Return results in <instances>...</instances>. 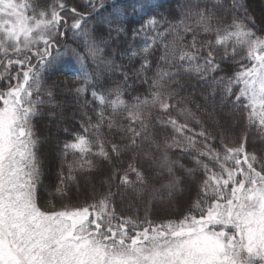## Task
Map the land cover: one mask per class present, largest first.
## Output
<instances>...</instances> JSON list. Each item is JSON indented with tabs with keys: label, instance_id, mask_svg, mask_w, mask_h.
<instances>
[{
	"label": "snow or ice",
	"instance_id": "1",
	"mask_svg": "<svg viewBox=\"0 0 264 264\" xmlns=\"http://www.w3.org/2000/svg\"><path fill=\"white\" fill-rule=\"evenodd\" d=\"M176 2L165 15L151 0H0V264H264V149L247 147L253 128L264 142V14L258 25L246 0ZM134 18L143 23L132 27ZM129 34L142 43L105 56ZM116 55L129 64L117 65ZM66 59L80 66L79 86L67 90L80 97L91 88L99 107L95 122L85 113L83 131L63 145L68 174L60 173L57 207L39 194L33 121L56 106L61 89L51 77ZM101 68L122 83L105 88ZM193 75L196 86H208L213 113L228 107L227 125L209 128L197 115L207 108L190 106L184 78ZM137 86L145 92L125 99ZM241 120V131H231ZM174 150L194 167L173 159ZM70 153L78 158L67 161ZM105 162V190L93 185L90 201L77 193L76 203H64L75 173L102 171ZM153 169L168 176L160 187L146 175ZM193 189L195 199L165 210L174 218H152L155 201L171 204ZM116 197L135 214L118 212ZM136 203L144 204L142 219Z\"/></svg>",
	"mask_w": 264,
	"mask_h": 264
},
{
	"label": "trees",
	"instance_id": "2",
	"mask_svg": "<svg viewBox=\"0 0 264 264\" xmlns=\"http://www.w3.org/2000/svg\"><path fill=\"white\" fill-rule=\"evenodd\" d=\"M70 6H75L83 2V0H68ZM154 4H160L161 7L159 11L164 12L167 15L168 10L178 8L176 0H151ZM248 4L249 12L257 18V24H260V17L264 14V0H246ZM82 10V9H80ZM171 18V17H170ZM176 19H179L178 13L176 14ZM147 19V17H145ZM139 23H143L139 18H134V22L132 23V27H138ZM115 35V34H113ZM143 37L139 38L137 41L133 42L129 37H121L119 41L113 42L106 50L105 56L112 57L113 52H123L124 47L128 44L135 43L136 45H140L142 43ZM67 42L72 44L74 47H78L80 51H84L83 45L76 44L73 42L71 38V33L67 34ZM115 63L117 65L124 64L128 65V59L121 58L120 55L115 56ZM223 63V62H221ZM134 65L136 68H139V61H135ZM59 71L55 73L51 77V80H58L60 84V92L56 97V106L45 105L44 111L42 115L38 116L34 119V128L37 137L39 138L38 145V155L41 162V172H42V186L39 189L40 197L43 200H51L57 207L60 206L61 197L55 194L56 186L60 180V173L63 171L64 175L68 174V169L66 163L62 157L63 145L66 141L72 140V135L70 133H81L82 129V121H85L86 116H91L93 118V122H95V110L99 107L97 102L93 101L91 96L92 89L89 88L88 92L80 97H76L73 92H69L67 89H74L79 86V83L76 81V76L74 73L79 69V65L72 59H66L62 64L57 66ZM230 71L228 74L230 75L232 71L237 70L236 65L232 64L229 66ZM88 69L91 71L94 69V65L91 61L88 62ZM125 71H131V69L125 68ZM101 80L100 83L107 87H113L117 83H122V77L117 72H106L101 68ZM151 72L148 73L151 76ZM225 73L218 72L216 75H223ZM185 83V91L184 95L190 96V99L193 103L190 105L195 108L196 104H200L202 107H206L208 110L207 114L197 113L198 116L205 122V124L209 128H213L215 126V122L218 121L221 125H227L229 123L225 113L229 111L228 107H225L223 112L220 111L217 106L215 113H213V104L211 99L208 100L207 104L205 103L204 97L207 96L209 88L207 85L200 84L197 85L196 77L190 76L184 78ZM51 83V81H49ZM129 84H132V80L128 81ZM191 85V86H190ZM0 87H4V85L0 84ZM146 90V86H137V90L135 92H131V95H126L125 99H131L132 95H136L137 92L144 93ZM98 92H102V89H97ZM131 91V90H130ZM220 97L217 95L216 100L217 104ZM88 102L87 104L85 102ZM241 127L230 129L235 133H239L243 126V121H240ZM64 129H68L66 133ZM198 130V129H197ZM158 136L163 135H171V131H164L157 129L156 130ZM119 139V137H117ZM248 150L249 151H257L259 154L261 149H264V142H261L259 137L256 134L255 128L252 129L249 142H248ZM173 159L180 158L182 162L188 167H194L193 162L190 158L184 157L178 151H173L170 153ZM78 158L74 157L71 153L67 157V161H72L73 159ZM123 160H129V156L125 154L122 157ZM62 165H64L62 169ZM122 167H126L125 165H121ZM110 170V166L105 162L102 165V171L93 172L89 174H79L75 173L77 179L75 183H70L68 193L71 199H64V203H76V196L79 193V200L81 203L85 202L84 198L88 197L89 201L92 197V189L93 185H95L96 189L100 192L105 190V186L100 183V181L108 174ZM159 171L157 169H153L151 174L146 173V175H150L151 184L155 187H160L161 184L165 183L168 179V176L165 172H161L159 176H156V172ZM177 175H183L179 170L177 171ZM134 178V177H133ZM203 177L201 176L200 179ZM115 186H113V191H115ZM148 193L144 195V201H147ZM190 199H195V189L192 190L191 195L189 197L188 193H184L183 195H177L175 200L169 204L167 200L163 202L155 201L154 202V211H157L159 215H154L153 219L160 218H174L177 213L175 211L165 213L167 209H177L180 208L182 204L188 202ZM176 201H180L178 204ZM117 211L122 215H134L135 208L129 209L127 202L121 203L120 197H116ZM135 207L140 209V218H143L144 212V204L136 203ZM186 210V208L184 209Z\"/></svg>",
	"mask_w": 264,
	"mask_h": 264
}]
</instances>
